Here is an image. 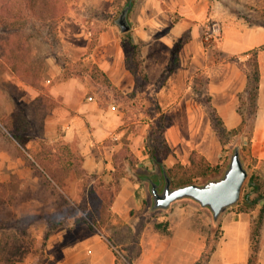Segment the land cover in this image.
I'll return each instance as SVG.
<instances>
[{
  "label": "crops",
  "instance_id": "obj_1",
  "mask_svg": "<svg viewBox=\"0 0 264 264\" xmlns=\"http://www.w3.org/2000/svg\"><path fill=\"white\" fill-rule=\"evenodd\" d=\"M74 2L78 5L77 12L71 15L80 25L68 33L85 43L70 39L67 42L77 46L82 60L95 62L125 99L117 104L111 92L105 90L108 98L102 104L97 100V92L89 93L85 79L62 76L59 63L52 57L46 83L49 95L57 103L44 116L41 138L54 140L78 155L82 169L93 181L101 179L107 183L121 167L124 173L117 176L118 186L108 204V224L136 232L139 220L153 211L144 208L146 187L149 190L144 176L151 173L157 174L154 179L160 176L145 138L150 123H154L159 113L170 117L163 129L170 149L162 157L165 166L188 164L193 150L211 163L216 162L222 145L216 138L206 100L209 98L226 129L241 123L242 116L237 110L239 93L247 82L241 63L247 58L245 52L254 48L258 49L260 73L257 108L250 121V136L241 137L250 142H264V0ZM126 2L127 31L138 44L146 74L142 85L126 64L130 45L115 20L111 21ZM87 20L90 26L84 25ZM213 20L220 23L221 32L207 46L202 34L207 22ZM63 34L66 33L59 32L61 40L66 41ZM91 36H96V42L88 47ZM27 89L31 98L39 93L38 88ZM201 94L206 99L203 103L199 100ZM155 105L160 111L155 112ZM129 112L144 119L125 122L124 115ZM124 134L128 142H122ZM209 136L211 142H207ZM121 149L129 150L134 167L128 159L118 157ZM10 167L8 172H0V180L17 173L23 180L31 179L21 187L33 186L35 176L30 167ZM8 196L7 202L0 204V264H34L40 256L44 264L50 261V264H115L113 246L108 240L112 233L105 225L97 229L95 221L81 212L80 207L77 206L75 217L68 216L50 228L41 202H23L19 206ZM91 205L89 201L83 204L87 211ZM165 211L167 214H159L154 222L145 221L139 227L134 264H195L207 251L202 264H264V222L258 251L249 261L252 221L248 214L232 211L222 216L219 234L214 239L206 230L212 227L209 222L215 223L213 220L192 218L183 207ZM30 215L35 219L24 224L17 222ZM156 223H162L160 229Z\"/></svg>",
  "mask_w": 264,
  "mask_h": 264
},
{
  "label": "rangeland",
  "instance_id": "obj_2",
  "mask_svg": "<svg viewBox=\"0 0 264 264\" xmlns=\"http://www.w3.org/2000/svg\"><path fill=\"white\" fill-rule=\"evenodd\" d=\"M77 7L78 5L74 0H0V172H8L11 170L9 166L19 169L30 167L33 176H35L33 188L30 186L21 187L25 181L29 182L28 180L31 181V179L23 180L18 177L17 173H11L10 179L0 180V204L9 198L8 195H10V200L19 206L23 202L30 204L41 202L47 215L58 214L62 210L69 211L70 208H77L78 206L81 212L90 219L94 215V223L97 229H100L101 225H105L106 229L110 230L113 245L110 244L113 246L114 253L119 255L122 260L123 255L134 257L137 253L136 238L139 227L145 221L154 222L159 214H167L165 210L175 211L177 207H183L192 214V218L200 221H204L205 218L210 221L213 219L208 208L201 207L192 199L183 198L172 202L167 209H155L152 213H148L146 218L143 217L139 220L136 232H131L124 227L108 224V191L96 187L101 179L93 181L82 169L80 160L73 159L72 161L71 152L66 147L54 140L50 141L45 138L49 144H55L57 155H62L64 158L69 155L62 167L59 165L61 163L56 164L58 167L60 166L56 170L60 177L58 178L60 186L35 162L36 155L40 150L39 142L44 139L41 138L44 116L57 103L49 95L48 84L46 83L51 69V58L59 56L71 68L83 67L88 61V59H81L83 56L80 55L81 51L75 48L77 46L67 42L70 39L75 40L76 43H85L82 39H77L76 36L71 38L68 33L72 27L77 28L80 25L71 15L72 12H77ZM120 10L121 8L111 20L112 23H114ZM84 11L85 15L88 16L89 9L87 6ZM84 25L90 26L89 20L84 22ZM115 25L117 26V24ZM60 31L66 33L63 34L66 41L61 40ZM95 38L96 36H91L88 47L96 42ZM28 87L39 89L36 97H29ZM104 91V87L100 86L99 92L105 93ZM199 100L203 103L206 100L205 96L201 94ZM116 103L118 104V101ZM136 118L144 119L143 116H136L131 112L124 115L125 122H131ZM1 121L8 125H15V128L21 133L22 144L11 136ZM249 125L245 126L238 135L233 136L227 145L221 146L217 161L212 163L222 167L217 175L219 176L229 160L232 148L237 145L247 169V177L242 184L239 200L222 212L219 220L225 214L233 211L248 214L250 220L255 219L261 213L264 222V194L255 205L249 206L243 203L245 194L252 190L249 184L251 176L259 181L260 189L252 192L250 198H254L264 191V142H250L241 137L250 136L251 127ZM145 134L147 135L145 136L146 140L149 141V132ZM210 139L209 136L207 142H211ZM121 140L128 142L129 138L124 134ZM127 153H129L127 149H121L118 157L121 158ZM67 174L70 177L64 178L63 176ZM204 181L206 180L198 179V182L196 180L194 183ZM146 188L145 210L151 205V194L148 187ZM87 201L92 204V208L88 209L89 211L85 210L83 206ZM6 209L4 210L5 214H7ZM89 212L92 215H89ZM219 220L215 223L209 222V226H212L206 229L209 236L215 237L218 234ZM120 259L115 264H121ZM16 261L20 260L17 259Z\"/></svg>",
  "mask_w": 264,
  "mask_h": 264
},
{
  "label": "trees",
  "instance_id": "obj_3",
  "mask_svg": "<svg viewBox=\"0 0 264 264\" xmlns=\"http://www.w3.org/2000/svg\"><path fill=\"white\" fill-rule=\"evenodd\" d=\"M128 2L125 3L127 5ZM120 12V11H119ZM262 23L264 24V19L262 20ZM122 35L125 37L127 43L130 45L129 48L126 50V64L127 67L130 69V71L135 74L137 77V80L140 85H142L146 81V74L142 67V60L140 58L139 50H138V44L134 43L129 35V31H125L122 33ZM257 51L258 49L254 48L251 49L245 54L247 55V58L244 62L241 64L244 66L246 75H247V82L245 85L244 90L239 93V104L237 107V110L242 116L241 123L233 129H226V127L223 125V122L221 118L215 113L214 109L211 107L209 103V98L206 100L208 101V111L209 115L212 120V126L215 131V134L217 136L218 141L222 146L227 145L233 136L238 135L240 132H242L243 128L250 124V121L252 117L255 114L256 108H257V95H258V87H259V65L257 61ZM55 61L59 63L63 76H70V75H77L83 79H85L89 85V93L97 92V100L101 102L102 104L107 100V96L104 93L99 92V87H104L105 90L110 91L111 94L114 96L115 100L122 101L125 99L124 94H122L110 81V79L107 77V75L104 73L102 69L98 67V65L93 62L92 60H88L87 64L80 68H71L68 64H66L65 61H63L59 56H54ZM93 87V89H91ZM129 97L132 96V94L128 95ZM155 112L160 111L159 106L155 105ZM148 115H151L150 112H148ZM170 122V117L166 113H159V115L155 118L154 123H150V131H149V153L151 154V157L153 159V162L155 163V166L158 170V174L161 175V172L165 170L171 179V186H179L191 182H198V179H205L215 177L217 176L222 167L218 164H212L209 160L205 158L204 155L198 153L197 151L193 150L189 156V163L184 165L181 163H175L172 166H165V164L162 162V157L165 153H167L170 149L165 143V139L163 137V129L165 125H167ZM3 126L6 128V130L11 134L12 137H14L18 142L21 144L23 143V140L21 139V133L18 131L17 128H15V125H8L7 123H4L1 121ZM40 144V150L38 151L35 162L45 170L47 174L51 176L52 179L56 180L57 185L60 186V182L58 181L59 174H57L56 170L60 168L56 164L63 165L65 162V159H68V156H60L57 155L55 144H49L46 139H42L39 142ZM71 152V157H73L74 160H80V157L73 153L69 148L67 149ZM127 152L129 150L127 149ZM124 158L128 159L129 163L133 165V159L131 157V153H127L123 156ZM67 162V161H66ZM123 169L120 167L118 168L117 172L113 175V179H111L109 182L105 183L102 180L98 182L96 185L97 188H101L102 190H107L109 194V200L111 196H113L114 192L117 189L118 186V175H122ZM149 177L154 178L156 176V173L147 174ZM249 184L252 187V190L250 192H247L245 196L243 197V203L250 205H255L257 201L263 196L264 191L257 194L256 197L250 198V195L254 191H258L260 189V183L258 180H256L255 177L251 176L249 179ZM91 193V192H90ZM81 205V204H80ZM245 206V205H243ZM73 207V206H72ZM74 208V209H73ZM68 210H62L60 213H56L53 215H47L45 216L49 222V227L53 228L55 225L62 223L66 217L68 216H74L77 214V208L73 207ZM72 210V212H71ZM89 215H92L91 212H89ZM263 216L262 214H258V216L251 220L252 226H251V234H250V246H251V255L249 257V261H252L254 257L256 256V253L258 251V241H259V235H260V228L263 224L262 220ZM35 219L34 215L25 216L17 220V222H22V224L26 223L28 220ZM91 219L94 220V215L91 216ZM162 223H156L155 226L157 229L161 228ZM218 230V234H219ZM218 234L213 237L214 239L218 236ZM109 242L113 245V237H108ZM212 247V244L209 245V247ZM205 252L201 256V258L195 263V264H202V260L205 259L206 254ZM115 254V253H114ZM137 254V253H136ZM135 254V255H136ZM122 255V254H121ZM115 263L120 259L119 255L115 254ZM121 260V259H120ZM44 258L39 257L34 260V264H44ZM121 264H133V257L132 256H122Z\"/></svg>",
  "mask_w": 264,
  "mask_h": 264
},
{
  "label": "water",
  "instance_id": "obj_4",
  "mask_svg": "<svg viewBox=\"0 0 264 264\" xmlns=\"http://www.w3.org/2000/svg\"><path fill=\"white\" fill-rule=\"evenodd\" d=\"M128 8L129 4L125 5L115 19L121 32L129 29L126 17ZM246 177L247 169L241 158L239 147L235 145L222 173L202 183L191 182L179 186H171L170 176L165 170L155 179L144 176V180L149 184L151 210L167 209L172 202L189 198L197 202L201 207L208 208L212 214L213 221L217 222L222 212L239 200L241 187Z\"/></svg>",
  "mask_w": 264,
  "mask_h": 264
},
{
  "label": "built area",
  "instance_id": "obj_5",
  "mask_svg": "<svg viewBox=\"0 0 264 264\" xmlns=\"http://www.w3.org/2000/svg\"><path fill=\"white\" fill-rule=\"evenodd\" d=\"M221 26L216 20L207 22L205 29L203 31L202 39L205 45L212 44L220 35Z\"/></svg>",
  "mask_w": 264,
  "mask_h": 264
}]
</instances>
